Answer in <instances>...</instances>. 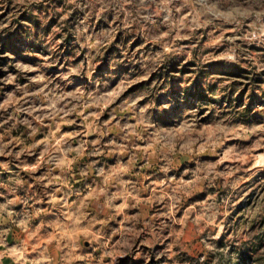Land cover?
Returning <instances> with one entry per match:
<instances>
[{"label": "rangeland", "instance_id": "obj_1", "mask_svg": "<svg viewBox=\"0 0 264 264\" xmlns=\"http://www.w3.org/2000/svg\"><path fill=\"white\" fill-rule=\"evenodd\" d=\"M0 264H264V0H0Z\"/></svg>", "mask_w": 264, "mask_h": 264}]
</instances>
